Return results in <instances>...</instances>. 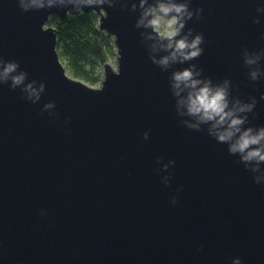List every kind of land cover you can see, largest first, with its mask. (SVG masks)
Segmentation results:
<instances>
[{"label": "water", "instance_id": "water-1", "mask_svg": "<svg viewBox=\"0 0 264 264\" xmlns=\"http://www.w3.org/2000/svg\"><path fill=\"white\" fill-rule=\"evenodd\" d=\"M43 2L0 0V59L27 73L15 90L0 83V264H264V161L254 171L210 124L189 127L187 93L172 87L194 64L199 79L230 82V107L255 99L242 127H264V56L244 63L264 52V0H174L194 13L177 39L202 34L203 52L167 69L153 57L171 50L137 26L141 0ZM71 12L96 13L114 39L118 69L105 65L100 88L61 61L49 22ZM29 83L43 85L38 100Z\"/></svg>", "mask_w": 264, "mask_h": 264}, {"label": "clouds", "instance_id": "clouds-1", "mask_svg": "<svg viewBox=\"0 0 264 264\" xmlns=\"http://www.w3.org/2000/svg\"><path fill=\"white\" fill-rule=\"evenodd\" d=\"M55 0H48V7H52ZM61 4L64 0H60ZM72 0H69L71 3ZM104 2V0H101ZM147 0H141L140 7L144 9L142 18L137 26L144 25L150 27L156 34L160 44L159 48L165 51L171 50V54L164 56L160 60L153 62L167 69L172 63H184L198 58L203 48L200 45L204 42L202 34H197L194 39L189 40L192 35V30H189L187 35H183L180 39L186 22L193 18L194 13L189 10L187 3H176L174 0H157V3L145 7ZM20 8L27 12L30 8L36 10L44 9L45 4L43 0H31V3H25L24 0H19ZM80 5L78 4L77 7ZM202 12V9L197 10ZM264 11V8L258 9ZM149 17H151L149 19ZM259 19L255 23H259ZM167 41V43H164ZM156 50V46H153ZM264 52L255 55H249L245 51L244 63L245 65H257ZM20 66L15 61H5L0 59V83H8L11 80V88L15 90L18 86L24 84L27 73L19 71ZM202 70L196 71V65H191L189 68L174 71L172 74V87L177 96L186 92V97L180 99L179 104L186 107V113L195 117L198 123L189 124L193 129H199L201 124H210V132L218 138L221 143H229V151L232 154L239 152L242 155L244 162L256 161V171L259 169V162L264 161V127L256 130L253 127L243 128L242 126L247 122V115L241 116L240 113H250L253 111L256 101L253 99L252 103H242L239 99L235 101L230 107L229 100V81L225 80L221 85H213L211 79H199ZM260 69L257 67L251 71L250 78L255 81L260 76ZM26 92L27 99L35 97L37 100L40 96V91H43V85L40 90L33 87L32 83L26 85L21 89ZM46 108L53 107V104L45 105ZM187 123V121H185ZM144 138L148 139V133H144ZM171 163H175L171 161ZM167 169L168 165L164 166ZM167 183V181H165ZM172 203H177V197H172ZM233 264H242L241 259L236 257Z\"/></svg>", "mask_w": 264, "mask_h": 264}, {"label": "trees", "instance_id": "trees-1", "mask_svg": "<svg viewBox=\"0 0 264 264\" xmlns=\"http://www.w3.org/2000/svg\"><path fill=\"white\" fill-rule=\"evenodd\" d=\"M49 26L57 31L58 52L66 70L87 85L102 83L104 67L117 58V49L114 39L100 29V16L71 12L65 21L51 18Z\"/></svg>", "mask_w": 264, "mask_h": 264}, {"label": "rangeland", "instance_id": "rangeland-1", "mask_svg": "<svg viewBox=\"0 0 264 264\" xmlns=\"http://www.w3.org/2000/svg\"><path fill=\"white\" fill-rule=\"evenodd\" d=\"M117 58H118V54H117ZM117 58H114V59H112V60L109 62V64L112 65L113 68H114L115 70L118 69ZM67 74H68L69 77L74 78V77H73L68 71H67ZM88 85H89V84H88ZM101 85H102V83H100V84H98V85H96V86H92V87H93V88H100ZM89 86H91V85H89Z\"/></svg>", "mask_w": 264, "mask_h": 264}]
</instances>
